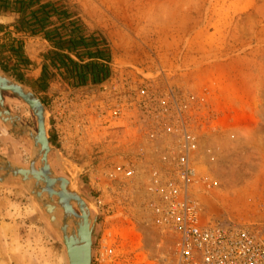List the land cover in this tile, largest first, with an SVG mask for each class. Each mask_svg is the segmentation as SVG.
I'll list each match as a JSON object with an SVG mask.
<instances>
[{
	"label": "rangeland",
	"instance_id": "1",
	"mask_svg": "<svg viewBox=\"0 0 264 264\" xmlns=\"http://www.w3.org/2000/svg\"><path fill=\"white\" fill-rule=\"evenodd\" d=\"M57 1L106 39L109 76L74 85L50 64L52 47L43 35L19 31L18 13L1 7L0 73L41 98L50 111V140L65 158L84 164L80 189L98 208L93 252L109 231L116 234L117 264L172 251L141 190L106 176L140 148L146 159L149 135H160L140 110L142 93L196 96L199 174L218 181L199 197L211 212L264 223V0ZM115 103L126 106L121 122L109 116ZM11 108L36 127L28 105L16 97ZM30 147L10 127L0 129L2 157L28 164ZM51 165L65 174L53 156ZM0 264H67L63 243L34 199L23 187L2 183Z\"/></svg>",
	"mask_w": 264,
	"mask_h": 264
},
{
	"label": "built area",
	"instance_id": "2",
	"mask_svg": "<svg viewBox=\"0 0 264 264\" xmlns=\"http://www.w3.org/2000/svg\"><path fill=\"white\" fill-rule=\"evenodd\" d=\"M141 95L140 110L148 113V125L160 135H149L146 159L140 148L136 158L113 164L106 176L111 183L122 181L141 190L153 222L170 237L172 251L169 257L136 264H264V223H242L211 212L199 197L217 188L218 181L199 174V137L192 114L196 96L173 89L153 99ZM125 108L115 103L109 116L121 122ZM116 244V234L106 233L92 264H117Z\"/></svg>",
	"mask_w": 264,
	"mask_h": 264
},
{
	"label": "water",
	"instance_id": "3",
	"mask_svg": "<svg viewBox=\"0 0 264 264\" xmlns=\"http://www.w3.org/2000/svg\"><path fill=\"white\" fill-rule=\"evenodd\" d=\"M0 78L15 83V86L12 87L0 84L2 106L0 118L15 133L26 138L31 146L28 164L0 155V183L23 187L34 199L38 210L63 243L67 264H92L96 217L92 228H90L88 208L83 199L86 195L81 191L79 185L84 164L80 165L65 158L59 148L50 140V111L41 98L18 80L1 73ZM1 91L13 94L23 103L28 104L34 115L36 127L31 126L18 114L4 106ZM4 115L14 117L12 123H9ZM41 133L42 135H36ZM52 156L65 174L69 173L66 165L77 170L74 178L68 174L71 181L63 178L50 166ZM51 174L54 177H51ZM67 185L74 191L69 202L60 192V187L66 188ZM86 198L92 204V210L98 214L97 205L87 196ZM65 207L70 209V212L64 213Z\"/></svg>",
	"mask_w": 264,
	"mask_h": 264
},
{
	"label": "trees",
	"instance_id": "4",
	"mask_svg": "<svg viewBox=\"0 0 264 264\" xmlns=\"http://www.w3.org/2000/svg\"><path fill=\"white\" fill-rule=\"evenodd\" d=\"M0 7L18 13L19 31L43 35L52 47L47 55L50 64L66 72L74 85L109 76L111 56L104 47L106 39L89 31L57 0H0Z\"/></svg>",
	"mask_w": 264,
	"mask_h": 264
},
{
	"label": "bare ground",
	"instance_id": "5",
	"mask_svg": "<svg viewBox=\"0 0 264 264\" xmlns=\"http://www.w3.org/2000/svg\"><path fill=\"white\" fill-rule=\"evenodd\" d=\"M0 84H3V85H5V86H8V87H12V86H15V83L14 82H11V81H8V80H5V79H2V78H0ZM26 105H28V104H26ZM4 117H5V119L6 120H8L9 121V123H12V120L14 119V117H12L11 115H9V116H7V115H4ZM0 120H2L1 118H0ZM3 121V120H2ZM4 122V121H3ZM5 123V122H4ZM6 124V123H5ZM27 131H28V129H27ZM36 135H42V133L41 134H36ZM50 166H52L51 164H50ZM69 172V171H68ZM76 173H77V170H74V172L72 173V172H69L68 174L71 176V177H73L74 175H76ZM68 174H64V175H61L63 178H66L67 180H69V181H71V179H70V176L68 175ZM60 175V174H59ZM54 177V175H52L51 174V177ZM74 178V177H73ZM52 179V178H51ZM53 180V179H52ZM53 183V182H52ZM55 183V182H54ZM60 185V184H59ZM56 188V187H55ZM60 192L63 194V197L67 200V202H69L70 201V198H72L73 197V195H74V191L73 190H71V188H70V186L69 185H67L66 186V188L64 187V188H61L60 187ZM45 194H47V193H45ZM84 199V201L86 202V206H87V208H88V213H89V222H90V228H92V226H93V224H94V219H95V217L93 216V210H92V208H93V206H92V204H90V202L87 200V198H86V196L83 198ZM63 202H65V201H63ZM63 212L64 213H66V212H70V209H67L66 207L64 208V210H63ZM92 254H93V249H92Z\"/></svg>",
	"mask_w": 264,
	"mask_h": 264
},
{
	"label": "flooded vegetation",
	"instance_id": "6",
	"mask_svg": "<svg viewBox=\"0 0 264 264\" xmlns=\"http://www.w3.org/2000/svg\"><path fill=\"white\" fill-rule=\"evenodd\" d=\"M1 94H2V97H3V101H4V106L7 109H9L10 111H12L11 102L14 101V99L16 97L14 95H12V94H9V93L5 92V91H1ZM1 108H2V106H1V103H0V109ZM2 128H8V126L2 120H0V129H2Z\"/></svg>",
	"mask_w": 264,
	"mask_h": 264
},
{
	"label": "crops",
	"instance_id": "7",
	"mask_svg": "<svg viewBox=\"0 0 264 264\" xmlns=\"http://www.w3.org/2000/svg\"><path fill=\"white\" fill-rule=\"evenodd\" d=\"M8 15H11V14H8ZM12 18V16H9V19H11Z\"/></svg>",
	"mask_w": 264,
	"mask_h": 264
}]
</instances>
